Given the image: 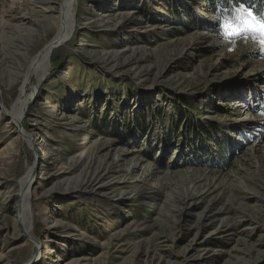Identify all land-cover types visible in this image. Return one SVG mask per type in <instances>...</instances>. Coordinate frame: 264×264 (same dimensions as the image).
<instances>
[{"label": "rangeland", "instance_id": "374dc122", "mask_svg": "<svg viewBox=\"0 0 264 264\" xmlns=\"http://www.w3.org/2000/svg\"><path fill=\"white\" fill-rule=\"evenodd\" d=\"M59 1L0 0V108ZM230 3L76 0L23 117L29 145L0 114V264H264V51L258 27L225 36L246 20Z\"/></svg>", "mask_w": 264, "mask_h": 264}, {"label": "bare ground", "instance_id": "6f19581e", "mask_svg": "<svg viewBox=\"0 0 264 264\" xmlns=\"http://www.w3.org/2000/svg\"><path fill=\"white\" fill-rule=\"evenodd\" d=\"M75 3L76 0H60L58 3H50L49 10L56 15L58 21V30L55 36L45 45L39 54H36L34 58L28 64L26 73L20 85L19 94L10 108H6L2 105L0 108V114L5 113L9 118V123L23 132V139L26 144H30V138L25 134L23 127V117L28 112L29 108L35 102L39 89L41 88L44 80L47 79L50 71V55L55 48L63 45L67 42L70 36L75 31ZM52 13V14H53ZM245 116V115H243ZM247 119V117L240 118V121ZM31 167L26 172L23 179L18 184V201L19 208L16 213L14 228L22 236H30L33 232V214L32 203L35 201V195L31 191L30 184L32 182ZM43 254L38 258L39 263L42 262ZM42 260V261H41ZM35 264V263H34Z\"/></svg>", "mask_w": 264, "mask_h": 264}, {"label": "snow or ice", "instance_id": "6c2138e0", "mask_svg": "<svg viewBox=\"0 0 264 264\" xmlns=\"http://www.w3.org/2000/svg\"><path fill=\"white\" fill-rule=\"evenodd\" d=\"M238 14L242 19H245V25H238L236 27H229V31L225 32V36L228 35L237 36V35H243L244 33L248 31H255V27H258L260 29V36H259V43L261 46V50L264 51V20L258 18L256 15L253 14L252 11H250L248 8L241 6V8L238 11ZM250 21L251 23H248ZM255 26V27H254ZM254 41L256 40V37L253 38Z\"/></svg>", "mask_w": 264, "mask_h": 264}, {"label": "trees", "instance_id": "16d2710c", "mask_svg": "<svg viewBox=\"0 0 264 264\" xmlns=\"http://www.w3.org/2000/svg\"><path fill=\"white\" fill-rule=\"evenodd\" d=\"M233 3L229 4L228 9L230 8H240V4L238 2H236L235 0H231ZM250 0H247V2L245 3L246 7H250ZM259 3L261 4V7L259 9V12L255 11L256 14L258 15V18L264 20V15L261 14V10L264 8V0H259Z\"/></svg>", "mask_w": 264, "mask_h": 264}]
</instances>
